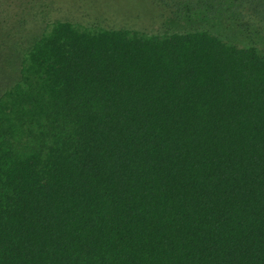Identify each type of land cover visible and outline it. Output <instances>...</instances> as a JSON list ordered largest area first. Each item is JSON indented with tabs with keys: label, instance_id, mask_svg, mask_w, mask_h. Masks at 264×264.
Listing matches in <instances>:
<instances>
[{
	"label": "trees",
	"instance_id": "trees-1",
	"mask_svg": "<svg viewBox=\"0 0 264 264\" xmlns=\"http://www.w3.org/2000/svg\"><path fill=\"white\" fill-rule=\"evenodd\" d=\"M50 1L0 0V264H264V0L28 36Z\"/></svg>",
	"mask_w": 264,
	"mask_h": 264
},
{
	"label": "rangeland",
	"instance_id": "rangeland-1",
	"mask_svg": "<svg viewBox=\"0 0 264 264\" xmlns=\"http://www.w3.org/2000/svg\"><path fill=\"white\" fill-rule=\"evenodd\" d=\"M50 3L53 10L47 12L30 6L22 13L23 5L15 6L16 14L30 20L27 29L24 28L28 36L41 34L43 28L56 19H69L85 26L138 28L147 33L181 30L185 22L172 16L173 13L167 15L164 7H170L161 0H51ZM214 12L213 21H216L223 10L215 9ZM205 23L211 25L212 21L208 17L198 20V24ZM187 24L191 26L192 22Z\"/></svg>",
	"mask_w": 264,
	"mask_h": 264
}]
</instances>
